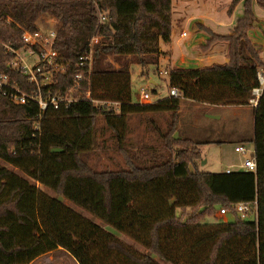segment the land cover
Wrapping results in <instances>:
<instances>
[{
	"label": "trees",
	"instance_id": "obj_1",
	"mask_svg": "<svg viewBox=\"0 0 264 264\" xmlns=\"http://www.w3.org/2000/svg\"><path fill=\"white\" fill-rule=\"evenodd\" d=\"M240 2L242 15L229 33L206 30L205 48L228 44L226 65L172 68L168 87L177 89L179 97L134 104L129 67L138 65L142 76L150 67L158 73L164 54L160 43L170 42L172 0L0 1V42L14 48L23 46L20 28L35 32L41 18L55 20V49L65 74L57 77L53 89L72 85L78 58L98 36L100 42L92 49L91 96L119 103L115 111L82 100L59 110L50 107L40 119L37 104L16 106L0 97V161L21 173L0 164V264H31L58 249L78 264H264V90L253 108L256 172L201 171L197 144L174 137L182 99L249 106L263 63L248 31L256 20L253 4L264 9V0H231L227 13ZM4 51L0 45V73L33 92L35 86L7 67L11 56ZM146 113L171 114L158 133L163 157L142 164L130 155L119 171H95L87 165L97 115L114 132L119 150H125L129 116ZM238 203L257 207V220L240 219L234 209ZM217 208L235 220L204 223Z\"/></svg>",
	"mask_w": 264,
	"mask_h": 264
},
{
	"label": "rangeland",
	"instance_id": "obj_2",
	"mask_svg": "<svg viewBox=\"0 0 264 264\" xmlns=\"http://www.w3.org/2000/svg\"><path fill=\"white\" fill-rule=\"evenodd\" d=\"M0 1H10V0H0ZM183 0H172L173 12V33L174 38L176 39L183 29V32L186 34L187 38L184 41H188L194 38V34L197 36L204 35L202 32H196L195 24L197 21H201L205 26L219 30L217 26L218 21H223L228 23V19L231 17V14H227V8L230 0H191L182 4ZM185 1V0H184ZM187 8V9H186ZM242 7L236 11V16L240 17L242 15ZM255 14L258 18L261 19V22L264 26V10L260 8H255ZM235 16V17H236ZM188 17H193L192 20L186 21ZM51 22L55 20L50 16H45L37 21L38 26H47L50 28ZM202 31V30H200ZM225 33V32H222ZM223 43V42H222ZM195 50L198 52H205L201 47H195ZM175 54H178V46H175L173 49ZM25 56H29L28 53ZM261 56L264 60V50L261 52ZM195 65H201L199 58L197 62H193ZM31 65V63H29ZM131 71V97L132 103L141 104L140 94L144 90L148 92L151 96L150 101H143V104L147 103H156L160 100L169 97V87H168V77L165 71H168L170 66L166 60H161L159 66L157 67L158 73L156 72L155 67H150L145 76L141 75V68L136 64L130 65ZM189 69H193L190 67ZM199 119L200 124H203L205 129L211 128V126L224 127L225 124H230L231 119L226 121L219 122L211 120V116H207L208 112L210 115H213L215 111L205 107H199ZM106 110L108 108L105 107ZM238 116V115H237ZM169 116L164 115V113H146L139 115H131L128 118L127 126V136L125 142V150H119L116 137L114 132L110 131L104 123L103 116L101 114L97 115L95 118V147L94 149L86 155L85 160L89 167L95 171H119L126 168V159L132 155L136 157L138 162L147 163L150 162L152 157L164 156V147L159 137V130H163L167 125V118ZM152 121V122H151ZM216 122V123H214ZM202 131V130H201ZM205 138L204 136H201ZM210 139V138H206ZM249 150H253L252 144H247L245 146ZM202 151V160L198 163V167L201 171L210 172V173H221L226 172L227 170L231 172L243 171L241 166L244 161L247 159L248 154H235L233 151V146L224 144L221 146H216L215 144L204 145L201 149ZM162 157L160 159H162ZM205 162V163H204ZM0 164L16 171L21 175L16 169L0 161ZM38 188L43 189L39 184ZM46 193L51 196H56L55 193L46 190ZM68 207L74 209L85 217L89 215L82 211L79 208H76L69 201L60 199ZM216 209V215H206L203 219L204 223H214L216 221L222 222H232L235 220V217L232 213H227L221 215ZM180 212L178 211V215ZM95 223H100L98 220L94 219ZM110 232L115 234L121 241L125 244L132 246L139 252H144V249L136 244H134L129 238L115 232L112 228H108ZM157 261L158 259L155 258ZM31 264H78L71 255L62 249H58L47 254H43L37 257Z\"/></svg>",
	"mask_w": 264,
	"mask_h": 264
},
{
	"label": "built area",
	"instance_id": "obj_3",
	"mask_svg": "<svg viewBox=\"0 0 264 264\" xmlns=\"http://www.w3.org/2000/svg\"><path fill=\"white\" fill-rule=\"evenodd\" d=\"M104 17H100V22L104 21ZM49 23V21H47ZM50 24V23H49ZM50 28L47 26H39L35 32H29L22 28L21 40L23 46L14 48L11 45L0 42L5 49L4 53L10 55L11 58L7 62V67L21 74L27 79L28 84L35 86L33 92L29 93L19 87L16 81L6 73H0V97L7 98L16 106H23L29 102L35 103L38 106L41 119L42 114L48 109L67 108L71 104L85 100L96 106H106L108 109L118 111L119 103L111 101L94 100L91 96L89 79L93 64V46L100 42L98 36H94L89 43V48L77 60L76 69L73 75L71 86L61 85L58 89H53L52 86L57 83V77L60 74H65V67L60 61V54L55 49V39L57 29L55 22H51ZM182 37L186 34L183 32ZM28 53L29 56H25ZM31 63V65L29 64ZM168 74L167 71H165ZM256 86L251 90L249 106L255 108L258 105L259 99L264 90V67H260L256 73ZM169 96L177 98L180 93L177 89H170ZM141 101H150L151 96L148 92L142 90L140 94ZM236 153L249 157L241 166L242 170L256 172V162L254 149L249 150L245 146H237L234 148ZM226 172H230L227 170ZM235 212L242 220H257V207L250 208V205L238 203L234 206ZM228 211L220 209L219 214L225 215Z\"/></svg>",
	"mask_w": 264,
	"mask_h": 264
},
{
	"label": "crops",
	"instance_id": "obj_4",
	"mask_svg": "<svg viewBox=\"0 0 264 264\" xmlns=\"http://www.w3.org/2000/svg\"><path fill=\"white\" fill-rule=\"evenodd\" d=\"M191 1V0H187ZM186 0L182 1V4L188 3ZM231 3V0L228 4V7ZM242 7V3L240 2L235 6L231 13V17L228 19V23L223 21H218L217 26L221 29L214 30L207 26H205L201 21H197L195 24L196 32H202L204 35H196L194 34V38L184 41L187 36L182 37L183 29L179 33L178 37L174 38V23L172 19L171 23V36L169 43H160L161 51L164 53L160 59L166 60L169 63V70L172 68H184L189 69L192 67L193 69L197 68H208L212 66H223L228 62L227 53H228V44L226 42H215L208 48H205L206 42L209 39V36L206 30L211 31L214 34L225 35L229 33V30L235 24L236 19V11ZM255 8H260L256 3L253 4V12L255 15V23L253 27L248 31V36L250 40L256 45L259 52V58L263 63L264 60L261 56V52L264 50V26L261 22V19L258 18L255 14ZM187 9V8H186ZM264 10V9H263ZM228 11V8H227ZM173 12V5H172ZM228 14V13H227ZM236 16V17H235ZM193 17H188L186 21L192 20ZM202 30V31H200ZM225 32V33H222ZM175 46H178V54L173 52ZM201 47L205 52L196 51L195 47ZM197 58H199V62L201 65H195L193 62H197ZM260 68V67H259ZM169 70L167 72H169ZM143 104V101H141ZM205 106L213 111L214 114L210 115L208 112L207 116H211L210 119L214 121L224 122L227 119H231L230 124H225L224 127H213L209 129H205L203 124H200L199 119V107ZM164 115H168L170 118V113H164ZM238 115V116H237ZM216 123V122H214ZM202 130V131H201ZM254 133V114L253 108L250 106H221V105H210L207 103H197L188 99H182L179 108L177 111V123L176 129L174 132V137L178 139H188L197 144L198 149L201 153L202 158V147L204 145L215 144L216 146H221L224 144L232 145L233 151L237 146H246L247 144H251V140L253 138ZM204 136L205 138H202ZM210 138V139H206ZM235 154L236 153L234 151ZM202 160V159H201ZM205 163V162H204Z\"/></svg>",
	"mask_w": 264,
	"mask_h": 264
}]
</instances>
